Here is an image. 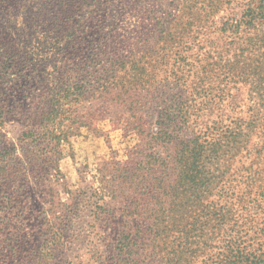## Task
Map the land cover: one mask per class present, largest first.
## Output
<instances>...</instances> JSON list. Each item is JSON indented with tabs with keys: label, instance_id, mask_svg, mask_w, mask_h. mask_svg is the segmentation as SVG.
Masks as SVG:
<instances>
[{
	"label": "rangeland",
	"instance_id": "1",
	"mask_svg": "<svg viewBox=\"0 0 264 264\" xmlns=\"http://www.w3.org/2000/svg\"><path fill=\"white\" fill-rule=\"evenodd\" d=\"M42 8V0H0V167L7 171L0 181V264H156L149 235L125 224L123 204L105 189L112 161L151 151L155 120L131 137L123 129L129 112L108 107L98 94L64 107L55 122L59 139L29 134L42 107V78L70 67L52 59L43 77L32 79L24 73L34 60L21 56L41 35L57 34L53 17L60 14L83 25L73 35L106 36L125 43L121 51L144 25L154 29L170 14L194 24L188 33L168 35L165 50L160 35H150L155 64L162 59L160 75L169 76V101L190 105L197 123L185 133L218 149L207 156L208 200L222 208L231 200L237 214L248 209L256 221L251 237L262 233L251 250L264 252V0H55L53 24H44ZM243 19L262 25L249 28L239 24ZM186 190L183 196H191ZM259 257L253 254V264Z\"/></svg>",
	"mask_w": 264,
	"mask_h": 264
},
{
	"label": "trees",
	"instance_id": "2",
	"mask_svg": "<svg viewBox=\"0 0 264 264\" xmlns=\"http://www.w3.org/2000/svg\"><path fill=\"white\" fill-rule=\"evenodd\" d=\"M42 2L43 18H49L44 24H53L49 14L55 0ZM53 20L58 21L57 34L41 35L36 40L38 45L28 44L22 54L21 58L34 60L24 74L32 79L41 78L56 58H61L57 59L58 63L63 62L61 66L70 68L58 66V74L51 72L42 78L44 86L37 95L38 106L42 107L37 120L30 123L33 126L29 134L59 139V124L55 122L64 107L98 94L108 107H122L129 112L123 129L131 137L139 136L155 120L159 130L150 134L151 151L138 157L131 152L127 160L109 164L105 189L123 204L120 214L125 224L149 235L148 240L155 246L151 256L156 264H253V254L260 256L256 264H264V252L251 250L259 244L253 237L262 239V233L251 237L256 224L254 215L248 209L237 214L231 200L223 208L215 206V200H208L206 191L212 185L213 174H208L207 156L211 158L209 152L214 156L218 149L213 145L208 150L197 133H185L186 126L193 129L197 123H191L190 105L178 99L169 101L165 86L169 76L160 75L158 66L162 59L158 66L155 64V41L150 35H160L165 50L169 46L168 35L188 33L194 24L179 22L175 14H170L169 18L157 21L154 29L144 25L143 35L128 39L130 49L121 51L125 44L121 41L114 44L102 35H73L70 32H77L83 25L72 24L65 14L56 15ZM239 24L249 28L262 25L254 19H243ZM47 30L53 31L50 26ZM15 54L13 51L11 56ZM158 55L167 57L160 52ZM64 56L68 58L65 60ZM22 70L23 67L21 73ZM26 91L33 94L28 86ZM2 107L0 101V127L4 123ZM15 158L22 163L21 158ZM2 169L0 181L7 174ZM10 174L13 178L12 171ZM186 189H192L191 196H183ZM199 192L202 193L196 195Z\"/></svg>",
	"mask_w": 264,
	"mask_h": 264
}]
</instances>
